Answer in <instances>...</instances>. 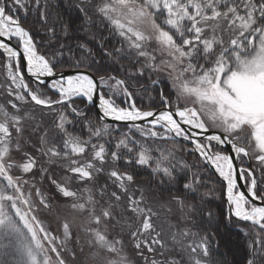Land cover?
I'll return each instance as SVG.
<instances>
[{
    "label": "snow or ice",
    "instance_id": "1",
    "mask_svg": "<svg viewBox=\"0 0 264 264\" xmlns=\"http://www.w3.org/2000/svg\"><path fill=\"white\" fill-rule=\"evenodd\" d=\"M47 7L48 0H0V66L7 82V98L0 104V264H68L64 253L71 225L62 221L57 235L45 224L52 198L35 180L25 179L38 162L28 148L47 157L50 165L63 162L58 166L67 175L50 182L70 200L67 208L84 217L98 264H132L117 238L125 232L144 264H212V233L201 235L172 224L169 229L175 231H157L159 209L144 190L132 187L133 174L110 166L124 160L176 179L178 168L186 173L198 166L179 157L176 147L161 150L147 141L177 138L192 144L183 150L197 154L222 178L227 219L251 226L253 231L245 233L251 236L246 264H264V0H80L77 10L86 22L98 17L120 38L118 48L99 47L104 56L130 62L134 71L120 66L126 78L96 75L91 63L82 67L87 57L95 62L92 49L78 44L77 58L63 43L53 47L52 28L47 30L49 40L37 42L17 13L27 15L35 8L46 23ZM146 72L164 74L174 99L161 89L159 107H138L128 81ZM77 99L98 101L99 119L125 122L128 131L112 137L119 126H97L76 106ZM37 108L54 117L55 130L54 135L47 130L40 135L39 148L25 137ZM70 116L83 121L86 138L68 130L76 123ZM253 158L257 166L245 167ZM39 171L47 176L49 169L41 165ZM104 174L106 182L98 185ZM200 178L199 171L193 172L178 191L195 195ZM185 195H171L170 203L187 225L196 205L186 203ZM113 232L116 236L110 239ZM145 251L152 257L159 252L164 259H149ZM173 251L178 259L168 258ZM71 255L75 258V251Z\"/></svg>",
    "mask_w": 264,
    "mask_h": 264
},
{
    "label": "trees",
    "instance_id": "2",
    "mask_svg": "<svg viewBox=\"0 0 264 264\" xmlns=\"http://www.w3.org/2000/svg\"><path fill=\"white\" fill-rule=\"evenodd\" d=\"M80 0H48L47 7V22H43L39 15V10L30 8L27 11V15L23 11L18 12L17 15L20 18V22L26 28H29L34 35V39L37 42H43L49 40L48 29L52 28L56 32V40L53 47L63 43L72 49V52L77 58L81 56L80 50L77 48L78 44H87L92 49L95 55V62L93 63L91 57H87L85 64L82 66L87 68L88 64H92L91 71L96 75H116L119 78H126V73L121 65L128 68L130 71H134L128 60H122L118 57L104 56L100 43L104 44V47L111 51L114 47H120V38L114 33L110 32V28L106 22L101 21L98 17H93L94 23L86 22L79 13L78 6ZM67 27V35L64 34V29ZM67 52V48L65 49ZM68 65L65 64L64 67ZM140 65L137 64L136 67ZM5 79L4 69L0 66V86L1 82ZM160 80L159 84H154L153 81ZM131 85L129 91L133 92V100L138 107L156 108L160 106V92L163 89V94L174 99L172 95V89L166 77L163 74H155L146 72L143 77L134 78L128 81ZM3 89L0 88V104L5 102V94ZM52 94V93H50ZM54 95V94H53ZM55 98V97H54ZM76 106L84 110L87 116L97 126H101L103 123L96 115L94 107L90 105L85 99L75 100ZM33 115L35 120L32 126L29 127L28 132L25 133V137L29 139L30 143L37 148L40 147L39 139L40 135L45 130L49 132V135H54L55 130L53 128L54 117L47 114V110L41 111L37 108ZM69 119L74 120L76 123L74 126L68 128L69 131H75L78 134L87 137V130L83 121L79 117L70 116ZM39 125L37 131H33V127ZM116 127L117 125H112ZM120 131H113L112 137L118 138L121 132L127 130L123 124H118ZM134 131V135L140 139V134ZM103 142V140L99 141ZM112 143H115L113 139ZM147 143L153 148H165L176 147L178 150V156L182 157L189 165H197L186 173L181 172L179 168L174 173L176 179L169 180L168 177L153 174L151 169L147 166H129L124 160H120L110 165L120 171H127L134 176L137 188L144 190L145 196L148 197L150 203L154 205L155 209H159V220L154 222L160 225V229L163 228L167 233L169 231H175V228L169 229V224L178 225L180 228L189 227L193 232L199 231L201 235L205 233H212V248L210 260L212 264H246L249 259V243L251 236L246 235V232H252L251 226L246 222H237L233 217L231 221L227 219L228 208L226 204L225 184L221 179L209 168L205 167L202 160L197 158V154L194 152L184 151L183 149H191L193 146L182 140L176 141H156L148 140ZM37 157L38 165H41L47 161V157H41L38 152H35L32 148L27 149ZM226 152V150L224 149ZM17 159L19 156L16 157ZM20 159V158H19ZM18 159V160H19ZM110 159V158H109ZM47 163L45 164V166ZM245 167H249L247 161H245ZM252 167H255L254 165ZM199 171L201 173L200 183L196 187L195 195L187 194L181 190L184 183L191 178L192 173ZM258 181L261 180L259 169L256 173ZM45 177L44 182L48 183L46 186V196L51 197L50 202H57L58 199L65 200L61 197L54 185L51 184L50 179ZM163 181V183H161ZM106 182V174L100 175L97 178V184L103 185ZM43 187V184H40ZM80 187H83L80 185ZM185 195L186 203L196 205L195 215L191 216L192 223L185 225L180 220L181 213L177 210L174 204L170 203L171 195ZM67 200V199H66ZM164 206V207H162ZM171 208V212L167 209ZM187 211V210H186ZM211 212L212 216L209 217L208 213ZM123 243L126 251H128L129 257L133 255V247L131 242L128 241V234L125 232L123 235ZM167 236H165L166 239ZM168 238V237H167ZM7 243V241H5ZM132 254V255H131ZM171 254L176 259L175 251ZM65 257L68 255L65 253ZM134 256V255H133ZM139 262L140 259L136 258ZM68 261V260H67ZM71 261H68L70 264ZM143 264V263H141Z\"/></svg>",
    "mask_w": 264,
    "mask_h": 264
},
{
    "label": "rangeland",
    "instance_id": "3",
    "mask_svg": "<svg viewBox=\"0 0 264 264\" xmlns=\"http://www.w3.org/2000/svg\"><path fill=\"white\" fill-rule=\"evenodd\" d=\"M1 83L2 84H1L0 88H2L4 90V87L7 84L6 79H4L3 82H1ZM3 93L5 94V99H6L7 98L6 92L3 91ZM102 126L103 125H101L99 127H102ZM127 131H128V129L124 130L123 132H127ZM131 134L133 136H135L134 131ZM137 139H139V138H137ZM46 163H47V165L45 166ZM60 163H63V162L57 161L56 164L50 165L48 163V161H46L45 163L41 164L45 168L49 169L47 178H49V179L55 178L57 180H61L67 175L58 166ZM247 163L249 164L248 161H247ZM41 165H38V162H37V169L33 172V174L31 176H26L25 179H28L30 181L35 180V182H36L35 186L37 188H40L42 190V192L46 195V192L44 190H46V186H48V183L44 182L45 177H43V175L39 171ZM253 165L255 167L257 166V162L255 161L254 158L251 161V166L249 165V167H252ZM40 184H43V187L40 186ZM132 187L137 188L136 185H134ZM225 191H226V188H225ZM69 203H70V200H68V199L67 200L65 199L64 201L58 199L57 202H51V204L53 205V208H52L51 212L46 217L43 218L45 221V224L50 226L51 229L56 230L57 235H59L60 234V223L64 220H67L70 223L72 236L67 241V245H66L67 251L65 252L68 255V258L66 257V259L68 261H71L70 264H98V262L92 258V251L93 250L90 249V247H89L90 238L84 232V217H82L77 212H73V211L69 210L67 208V205ZM157 231H160V225L159 224L157 225ZM114 236H116V232H113L109 238L111 239ZM117 238L123 240L122 236H118ZM166 239H167V237H166ZM128 241L131 242V245L133 247L134 242L130 238H128ZM125 250H126V248H125ZM73 251H75V253H76L75 258H73L71 255V253ZM126 252L128 254V251H126ZM65 253H64V255H65ZM101 255H103V253ZM133 255H132V257H130L132 264H141V263L144 264V260L137 256V254L134 250V247H133ZM145 255L149 256V259H152V258H155L158 260L164 259V257L161 256L159 254V252H157L155 257H152L151 254L147 253V251H145ZM136 258L140 259L139 262L136 260ZM168 258L173 259L175 257L173 254L170 253Z\"/></svg>",
    "mask_w": 264,
    "mask_h": 264
},
{
    "label": "water",
    "instance_id": "4",
    "mask_svg": "<svg viewBox=\"0 0 264 264\" xmlns=\"http://www.w3.org/2000/svg\"><path fill=\"white\" fill-rule=\"evenodd\" d=\"M90 104H91V103H90ZM91 105L94 107L95 113H96V115L99 117V116L101 115V112H100V110H99V108H98V101H96L95 104H91ZM103 122H104V123H107V124H125V122H116V121L111 120L110 118L107 119V120H104ZM185 141H186V140H185ZM187 142H188V141H187ZM224 148L228 151V147H227V146H225ZM209 168H210L213 172H215L214 169L211 168V166H209ZM215 173H216V172H215ZM216 175L219 177L218 173H216ZM219 178H220V177H219ZM220 179L222 180V178H220Z\"/></svg>",
    "mask_w": 264,
    "mask_h": 264
}]
</instances>
